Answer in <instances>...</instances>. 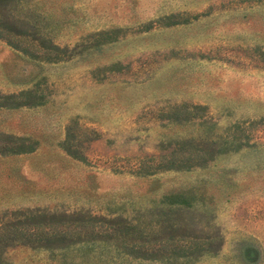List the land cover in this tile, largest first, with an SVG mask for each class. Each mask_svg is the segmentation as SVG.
Returning <instances> with one entry per match:
<instances>
[{
  "label": "rangeland",
  "instance_id": "rangeland-1",
  "mask_svg": "<svg viewBox=\"0 0 264 264\" xmlns=\"http://www.w3.org/2000/svg\"><path fill=\"white\" fill-rule=\"evenodd\" d=\"M183 200L222 237L189 264H264V0H0V264H163L17 227L158 238Z\"/></svg>",
  "mask_w": 264,
  "mask_h": 264
},
{
  "label": "trees",
  "instance_id": "trees-1",
  "mask_svg": "<svg viewBox=\"0 0 264 264\" xmlns=\"http://www.w3.org/2000/svg\"><path fill=\"white\" fill-rule=\"evenodd\" d=\"M192 207L189 201L183 200L178 204L179 209L174 220L164 218L159 221L157 224L163 233L158 238H152L156 237L154 235L144 238L140 235L135 236L132 222L127 220L117 222L115 219L80 217L64 213L62 220L57 224L43 218L46 217L45 213L30 218L26 215L34 213L28 210L24 211L23 216L26 219L20 221L17 229L21 231L24 242L33 247L50 248L56 241H61L62 247L75 241L95 245L100 243L97 246L110 247V250L101 251L108 256V260H115L118 257L119 253L115 251L116 243L117 246L120 245L118 238L120 233L123 234L122 232L125 231L124 234L128 236L129 242L125 246L128 251H124L122 256L124 260L132 258L148 262L159 260L164 262L163 264H189L202 255H215L222 243V237L217 231H214L213 235H199L208 224V216L204 214L206 212L198 213ZM70 230L77 231L80 235L85 230L87 235L69 239ZM197 239L205 240L206 244H200Z\"/></svg>",
  "mask_w": 264,
  "mask_h": 264
}]
</instances>
